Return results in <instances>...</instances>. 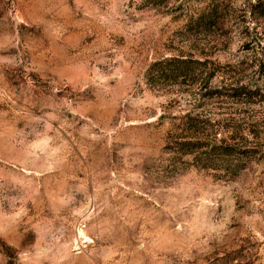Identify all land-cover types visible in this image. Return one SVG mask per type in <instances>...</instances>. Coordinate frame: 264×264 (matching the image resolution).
I'll return each instance as SVG.
<instances>
[{
	"label": "rangeland",
	"instance_id": "obj_1",
	"mask_svg": "<svg viewBox=\"0 0 264 264\" xmlns=\"http://www.w3.org/2000/svg\"><path fill=\"white\" fill-rule=\"evenodd\" d=\"M0 242L264 264V0H0Z\"/></svg>",
	"mask_w": 264,
	"mask_h": 264
},
{
	"label": "trees",
	"instance_id": "obj_2",
	"mask_svg": "<svg viewBox=\"0 0 264 264\" xmlns=\"http://www.w3.org/2000/svg\"><path fill=\"white\" fill-rule=\"evenodd\" d=\"M217 9H218V6L213 7V9L210 10V19L211 18H214V20L216 19ZM213 22L214 21H212V23H210V25H209L210 28H213L212 27V26H214ZM184 64H186V62L181 61L180 59H177V58L170 59L166 62L168 72L175 75L176 77H179V78L187 75L186 69L189 67L185 66ZM189 145H190V143L185 145V147H184L186 149L185 152H187V150L191 148V146L189 147ZM0 249L5 253V255L8 257V259L11 261L12 253H11L10 249H8L1 242H0Z\"/></svg>",
	"mask_w": 264,
	"mask_h": 264
}]
</instances>
